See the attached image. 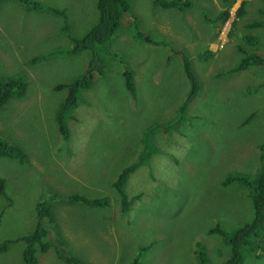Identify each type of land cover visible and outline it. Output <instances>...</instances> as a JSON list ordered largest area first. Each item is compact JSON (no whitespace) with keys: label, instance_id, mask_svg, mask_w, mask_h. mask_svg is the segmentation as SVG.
I'll return each instance as SVG.
<instances>
[{"label":"rangeland","instance_id":"obj_1","mask_svg":"<svg viewBox=\"0 0 264 264\" xmlns=\"http://www.w3.org/2000/svg\"><path fill=\"white\" fill-rule=\"evenodd\" d=\"M37 1L66 9L69 31L78 39L98 21L96 0ZM128 1L130 12L97 49L103 76L81 93L84 103L66 119L68 139L55 122V103L65 94L57 86L83 75L91 52H67L61 18L28 12L15 1L0 5V78L22 75L28 83L24 96L0 107V138L27 157L24 163L0 157L6 194L0 193V243L17 241L0 252V264H24L18 239L33 231L35 206L43 199L52 207L51 239L86 264H129L146 246L141 264H198V242L206 247L207 264H221L231 255V233L223 238L209 230L217 224L230 232L252 220L250 195L264 152V86L254 88L264 84V66L228 70L243 49L264 54V26L247 27L264 21V0H191L183 11ZM225 7L229 19L211 22ZM131 14L155 45L139 41ZM244 37L256 38L257 49ZM54 49L66 51L30 63ZM207 50L214 56L201 62ZM183 56L198 92L181 114L190 88ZM124 63L133 74L134 95L125 88ZM141 156L123 186L131 208L122 212L111 184ZM228 174L245 177L252 188L244 181L223 186ZM74 193L107 204L70 203ZM261 229V242L250 237L240 247L241 264H264V224ZM55 252L41 253L39 264H66Z\"/></svg>","mask_w":264,"mask_h":264},{"label":"trees","instance_id":"obj_2","mask_svg":"<svg viewBox=\"0 0 264 264\" xmlns=\"http://www.w3.org/2000/svg\"><path fill=\"white\" fill-rule=\"evenodd\" d=\"M8 0H0V5ZM15 1L24 7L28 12H47L48 14L54 15L62 19L63 24L61 25V33L64 34V38L70 43V51L68 53L74 55L76 52L82 51H90L92 57L88 63V66L83 75L79 78L74 79L70 83H62L57 86V88L61 90L64 89L65 94L56 101L55 106V122L57 126L58 133L64 139H68L70 137L69 127L66 123L67 117L70 113L75 110L80 101L84 103V101L79 97L83 91L88 90L96 77L103 76L105 70V64L103 59L100 60L97 57V49L107 43L111 37L115 34L120 26V22L125 14L130 12V5L128 0H96V10L98 13V21L95 25L91 27L88 33L82 38L78 39L73 36L69 31V25L67 22V10L59 9L51 6H46L37 0H9ZM228 0H223V3H226ZM230 1V0H229ZM152 6H159L164 10H175V7L179 9L186 10L192 5L191 0H152ZM233 0L230 2L229 5ZM44 5V6H43ZM228 5V6H229ZM244 13L243 8H239L237 11L238 16H242ZM259 13L264 14V10H260ZM131 20L134 23V27L138 29L135 14H131ZM214 21H220L223 23L229 17V11L227 7L221 10L219 13L214 15ZM205 18L207 19L206 15ZM208 20V19H207ZM130 21V20H128ZM264 26V21L256 20L253 23L247 25L248 28ZM136 37L139 41L144 42L145 44H156V42L149 36L143 34L139 29L136 33ZM248 44L252 47L258 45V40L253 37H244ZM66 51V49H54L48 51L47 53L37 55L30 60V63H36L43 59L51 57V55L61 53ZM244 51V56L239 60V62L233 68L229 69V73H237L240 71H244L249 69L252 66H264V54H261L260 51H253L251 54H247ZM214 53L212 51L207 50L201 57L200 61H208L212 59ZM183 62V72L189 81L190 88L186 95V98L183 103L180 104V113H184L187 108V104L192 97H194L198 92V83L197 78L191 70L189 61L186 57H182ZM123 78L125 88L129 91L130 94L134 95V84H133V74L129 70L128 66L124 63L123 65ZM27 80L22 75L11 76L8 78H0V107L4 106L9 99L12 98H21L25 95L27 90ZM263 85L257 86L254 89H259L263 87ZM253 91L255 92V90ZM248 93L252 91L250 89L247 90ZM63 98V99H62ZM62 99V100H61ZM250 118V117H249ZM155 127V124L148 130L149 132ZM62 138V139H63ZM264 147V144H263ZM261 150V149H260ZM261 152V169L258 174L255 182L253 193L250 195V204L252 210V220L244 225L236 227L230 232H226L219 225H214L209 230L210 234H218L223 238L227 236L228 233H231L229 237H227V243L230 245L231 255L230 258L223 261L221 264H241V255H240V247L243 246V243L250 237L258 236L259 242H261V231L264 221V152ZM144 153V152H143ZM145 155V154H144ZM0 157H6L8 159H17L18 162L24 163L26 162V154L21 151L19 148L13 146L10 142L5 139L0 138ZM138 163L128 165L124 167L116 177V179L112 182L111 186L115 189V191L120 195L121 203L120 207L122 208V212L129 211L131 208L130 202L127 201L124 196L123 186L125 185L128 175H130L134 168L139 164L140 161L143 160V156L140 157ZM245 182L244 184H248L247 179L241 175H233L228 174L223 181L222 185L225 186L231 182ZM250 189L252 188V184H250ZM0 193L5 195L4 181L0 178ZM138 196H136L137 198ZM68 201L74 204H83L93 208H102L105 206L106 199L105 198H86L80 194L74 193L70 194L68 197ZM36 213V223L33 231L26 236L18 239L24 243V248L22 250V261L24 264H39L38 256L41 253H45L48 249H55V254L58 259L65 262L66 264H86L78 258L70 256L68 253L61 249L59 245L51 239L50 237V227H52V207L49 202L45 199L38 202L35 206ZM52 235V234H51ZM53 236V235H52ZM11 242L17 241H5L0 243V252H4L7 250V246ZM263 247V246H262ZM149 246L139 247L136 255L131 258L129 264H141L140 257L142 253H144ZM197 248V259L198 264H207V254L206 247L201 242L196 244ZM264 252V251H263ZM263 255L259 254L258 256Z\"/></svg>","mask_w":264,"mask_h":264},{"label":"crops","instance_id":"obj_3","mask_svg":"<svg viewBox=\"0 0 264 264\" xmlns=\"http://www.w3.org/2000/svg\"><path fill=\"white\" fill-rule=\"evenodd\" d=\"M228 19H229V17L227 18V20H228ZM227 20H226V21H227Z\"/></svg>","mask_w":264,"mask_h":264},{"label":"flooded vegetation","instance_id":"obj_4","mask_svg":"<svg viewBox=\"0 0 264 264\" xmlns=\"http://www.w3.org/2000/svg\"><path fill=\"white\" fill-rule=\"evenodd\" d=\"M62 27V26H61ZM60 32H61V29H60ZM62 34V33H61Z\"/></svg>","mask_w":264,"mask_h":264}]
</instances>
